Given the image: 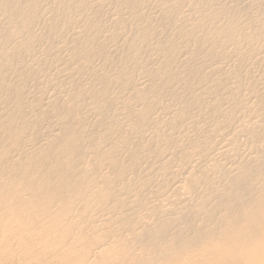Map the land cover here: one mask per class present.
Returning a JSON list of instances; mask_svg holds the SVG:
<instances>
[{
    "label": "bare ground",
    "instance_id": "obj_1",
    "mask_svg": "<svg viewBox=\"0 0 264 264\" xmlns=\"http://www.w3.org/2000/svg\"><path fill=\"white\" fill-rule=\"evenodd\" d=\"M223 1L0 0V264H264V21Z\"/></svg>",
    "mask_w": 264,
    "mask_h": 264
},
{
    "label": "rangeland",
    "instance_id": "obj_2",
    "mask_svg": "<svg viewBox=\"0 0 264 264\" xmlns=\"http://www.w3.org/2000/svg\"><path fill=\"white\" fill-rule=\"evenodd\" d=\"M225 1H227L226 3H228L229 5H230V7H229V5L228 4H225L224 3V1L221 3L222 5H223V7H229V8H231L232 9V7L234 8V4H237V5H239V6H237L236 8H235V13L237 12L238 14H236V16H237V18H241L243 21H247V22H257V23H255V24H257L258 25V23H260L261 25H262V23L263 22H261V21H264V13H262V11H263V9H261V8H263V6H264V1L263 0H235V3H234V1H232V0H225ZM236 1H237V3H236ZM234 4H233V3ZM262 5H261V4ZM251 4V5H250ZM225 5V6H224ZM231 5H234V6H232L231 7ZM227 7V8H228ZM152 9V11H154L155 12V9L154 8H151ZM151 9H149L150 10V12H151ZM236 9H238V11L236 10ZM108 10V9H107ZM106 10V11H107ZM148 10V11H149ZM233 10V9H232ZM240 11V12H239ZM264 12V11H263ZM233 13H234V11H233ZM238 15H239V17H238ZM240 19V20H241ZM241 20V21H242ZM242 21V22H243ZM248 24H250V23H248ZM259 24V25H260ZM264 24V23H263ZM244 31H246V33H247V30H245L244 29ZM243 31V32H244ZM248 34V33H247ZM264 41V40H263ZM262 46H261V45ZM259 45L261 46V47H258L257 49L259 50V51H261L259 54H257V53H255V54H253L252 55V58L253 59H251V61H250V63H252L253 62V64L252 65H254L252 68H251V70H253V73L256 75V73H257V75L255 76L253 73H251V74H253V76H255V77H260V75L262 74V72L264 71L263 69H264V57H262V56H264L263 54H264V42H262V43H260ZM245 47V48H244ZM242 46V50H244V51H246L247 50V47H246V45L245 46ZM244 48V49H243ZM246 49V50H245ZM244 51H242V52H244ZM257 54V55H256ZM261 54V55H260ZM261 56V58H260V56ZM250 57V56H249ZM256 58V59H255ZM231 60H233L232 62H234L235 60L232 58V59H230V61ZM252 60H255L257 63V66L254 64L255 62L254 61H252ZM257 60H259V62L257 61ZM222 63L224 62V60L223 61H221ZM228 59L227 60H225V62L223 63L224 65H225V67H226V65H228L229 63H231V65L233 64L232 62H229L228 64ZM222 63H220V64H218V65H222ZM226 63V64H225ZM261 64V65H260ZM263 64V65H262ZM217 65V66H218ZM223 65V66H224ZM251 65V66H252ZM222 66V67H223ZM229 66H230V64H229ZM229 66H227V67H229ZM220 67V66H219ZM254 67H256V68H254ZM259 67H260V69H259ZM224 68V67H223ZM247 69H249V68H247ZM263 70V71H262ZM252 72V71H251ZM257 77V78H258ZM247 83V82H246Z\"/></svg>",
    "mask_w": 264,
    "mask_h": 264
}]
</instances>
